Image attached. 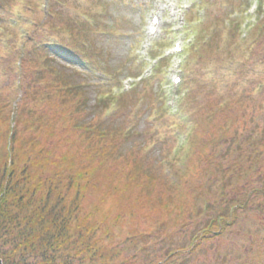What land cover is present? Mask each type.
Wrapping results in <instances>:
<instances>
[{
	"label": "rangeland",
	"instance_id": "obj_1",
	"mask_svg": "<svg viewBox=\"0 0 264 264\" xmlns=\"http://www.w3.org/2000/svg\"><path fill=\"white\" fill-rule=\"evenodd\" d=\"M60 1L65 3L62 5L55 3L52 7L53 11H56L60 18L58 22L56 20L52 21L53 26L60 28L58 33L61 36L59 37L64 36V33H66L64 30L66 31V29L74 26L75 33L79 35L78 41L86 40L90 42H88L90 45L88 56L93 58L96 63L102 64L108 71L116 70V68H121V71L128 69L131 75H135L143 68L146 71L152 70L153 62L150 60V52L156 51L157 46L155 44L158 41H153L148 38L145 32L148 28L151 13L159 5L161 7L167 3H171L172 0ZM256 2L257 0H224L212 4L207 2L204 5L207 11L206 14L203 8H200V14L198 15V7H195L197 0H179V5H190L192 6L191 10L196 12L195 14L197 15H194L193 18L197 21L193 27H202L203 16L209 17L208 21L205 20L204 22L210 29L215 27L211 24L217 25V36L222 38V40L225 39L223 41L226 44L232 45L228 46L225 54L229 57L236 55L237 58L232 59L230 62L235 60V68L241 67L239 68V74L235 76L232 69L230 70L231 67L220 70L219 64L217 63L204 62L205 64L199 65L201 61L199 59L197 60V56L191 59L192 66L196 60V65L202 69L198 73H192L189 67L185 73L187 77L194 78L193 82H190L189 79L186 80V86L191 88L190 95L195 96L190 100H186V106L190 109L189 114L193 122L191 124L189 122V129H184L185 126L182 125L180 116H169L168 114L160 116L161 113H159L158 129L155 128L150 131L152 134H155L165 132L169 129L170 135H173L172 140L175 144L178 137L174 134L177 133L178 129L180 131H191V138H193V141H191L193 145L190 146L191 149H188L186 152L180 151L177 154H171L170 159L174 158L177 161H174V169L168 170L170 175L173 174L175 176L178 174L179 176H184L185 180L188 178H193L191 181L195 180L194 168L192 164L190 165L191 155L193 153L198 154L203 152L204 148L200 145L202 136L208 132L214 122L217 125V130L215 131V138L217 137V139L214 144V151L217 153L228 151L231 154L228 153L230 157L223 163L225 167L230 164L233 155L237 157L238 155L244 154L245 151H247V154L243 155L237 163L240 171H242V168H244V171L249 170V166L255 168L260 167V169L264 167V96H261L257 91L255 87L256 83H251L255 81L258 73L264 74V66L263 63L257 61L261 57L254 50L256 46L252 45L254 47L253 49L245 43H237L235 45V43L231 42L233 39L228 38L231 35V31L222 28V21L226 17L224 15V4L227 5V9H231L230 11L236 9V12L239 14L240 12H245L247 5L255 4ZM242 4L245 5L240 7ZM0 7V88H2L1 94L3 96L12 97L17 94V82L22 77L19 74L23 73V71L34 73L43 67L40 61L42 54L35 51L37 45L46 41L48 37L53 40L55 38L51 37V33L46 32L48 29L43 25L47 9V0H0ZM85 14L95 15L98 18L97 22L102 32L88 31L85 27H80V23H82L80 20L85 18ZM246 15L245 17L248 16ZM189 19L190 17L186 15L187 22L185 28L188 25ZM213 19L216 22H213ZM164 20L165 24L160 32L162 40L158 43L163 42L162 44L167 46L171 44L169 40L173 42L174 38L180 37L187 46V42L190 40L188 38L193 39V33L184 30L177 34L174 31L177 27L174 19L173 21L168 18ZM49 22L51 21L49 20ZM39 24H41L40 27L38 26ZM114 35L117 36L114 37ZM262 38L261 40L264 41ZM63 42L67 43L69 41ZM128 48L134 49V53L130 59L131 62H129L128 58ZM32 50L35 52L33 51L34 53H32ZM158 53L161 52L158 51ZM20 61L24 64L22 70L18 67ZM213 64L217 66L215 70L213 69ZM251 64H255V73H251V70H249ZM69 71L73 74L72 70ZM153 71L147 75L151 76ZM126 72L129 73V71H125L121 76L122 78L126 77ZM160 78H162L160 86L163 88V83L165 85L167 81L169 83V76L167 73L165 76L161 73ZM75 81L79 83V80ZM213 81H217L216 84L212 83ZM137 82L132 80L131 87H134ZM235 82H239V86H237L239 88L238 92L247 89L248 92L256 93L258 97H254V101H251L242 100V95L229 96L226 92L228 90L226 85L229 88L234 87ZM257 83H260V81L258 80ZM51 87L54 86L51 85ZM60 95L55 90V95L51 98L50 105L45 107V113L50 115L51 121L54 123L59 122L60 124L62 123V119L64 120V114L61 117L59 109H61L62 113L66 111L73 113L70 116L71 119H65L66 121H63L65 123H62L63 125L61 124L58 127V133H61V139H64L66 142L63 146L54 150L55 154L52 156L51 164L47 165V167L44 166V169H42L45 171V175L50 177H55L57 173L61 175L60 172H64L66 175L70 174L68 168L65 169L63 165L59 164L60 155H74L77 152H86L92 149L82 148L84 140L82 134L71 133L72 126L79 124V120H74L73 115L75 110L73 109L75 107L73 109L71 105L64 107L59 100ZM1 99L3 100V98ZM89 99L90 107V105L94 104L93 94L89 93ZM132 101L134 102V99ZM219 103L224 107L223 109L227 108V111H220L221 109L218 107ZM4 106L5 104L0 102V109ZM12 108L14 109V107ZM207 108L211 109L213 118L215 116L223 120L229 119L228 117L231 112L233 122L229 120L225 123V121L221 120L222 122L220 123L219 119V121L209 120L207 115H205ZM8 111H10L9 108L6 110L3 109L2 113L6 114ZM86 112L83 110L80 114H76V116L78 119L82 118L81 116L85 118ZM98 112L97 110L87 120L86 118L83 119L84 123H88L92 119V124L95 123V120L100 121V113ZM85 136L87 137V135ZM143 136L145 140L151 137L149 133ZM143 138L142 136L136 135L130 142H125V145L119 142L117 136L109 139L112 140L109 141V143H112L111 149H113L114 145L116 152L122 155L124 154L126 158H120L119 155L115 157L116 152H112L114 154L108 156V162H106V166L103 168V173H100L97 180L93 182L94 185L89 190L87 198L83 201L78 214L74 215L70 235H75L77 240V233L82 229L86 231L88 224H84L83 219L85 215L89 214L90 220L88 223L94 230V235H92L91 239L92 242L96 243V247L91 250V253L90 251L85 252L82 254L83 256H78L77 260L86 257L85 264H218L217 262L221 264L220 260L222 259V264H236L240 258L249 256L247 249L249 245V234L257 233L261 229L258 211L250 210H241L238 212L239 215L236 225L231 227L221 239L205 244L203 248L201 246L195 249L192 256L181 252L183 248L186 250L192 248L190 240H192V230L197 222L194 210L198 208V203L191 204L190 201L189 204L191 206L189 208L180 210L183 206L180 202L188 200V198L185 199L182 197V194L187 195L186 192L184 193L185 188L181 190L177 198L173 195L174 193L178 194V191L175 189L171 191L173 194L165 192L164 199L160 196L162 180L165 181V179L160 176V171L157 170L158 165L156 166V159L152 157L147 161H139L137 146L133 147L136 143H143ZM47 145L50 146V144ZM150 149L152 151L156 150V148L151 147L146 151ZM49 150L53 151V149ZM204 151L207 153L208 149ZM1 155L2 153L0 152ZM156 158L158 157L156 156ZM120 167L125 169L127 173L126 177L119 179V182L115 180L110 181L109 175L111 171H116ZM142 170L143 174L137 182L139 184L137 187L130 181V172L137 171L138 174H141ZM151 175L158 178L152 184L148 182ZM53 181L58 186L62 184V181L66 182L60 179H54ZM143 183H148L151 191L150 196L145 192L141 194V184ZM258 185L262 186L260 182ZM62 192L65 196H71V193L66 190V187ZM118 195H123L124 198H118ZM142 197L143 199H141ZM166 197H170L171 200L169 201L172 202V209H169V212H173V216L170 220H167L168 216H166L165 210H162L163 208H161V203L159 202L160 198L167 202ZM141 200L144 205L142 203L140 204ZM36 201L38 200L36 199ZM259 201H264L263 196L259 197ZM178 204L179 207L177 206ZM141 206L144 207L141 208ZM175 206L176 209H173ZM36 207H38V203L30 205L25 211H20L18 213L19 220L21 221L26 218ZM18 210V208H14V213L18 212ZM120 214L124 215L123 221H117V217ZM106 216L109 218L106 219ZM186 224H188L187 227L184 226ZM108 229L111 231L106 236L105 233ZM5 240L10 241L9 238ZM4 241H0V250L2 249ZM79 243L80 241L77 242L78 245ZM9 247L11 248V246ZM90 248H87V245L82 243L73 252L79 254L81 250ZM98 249H101L103 255L102 258L96 260L95 257L93 259L92 253H97L96 250ZM257 250L258 248L255 247L251 251L252 258ZM169 251H176V253L170 257L168 256ZM31 260L34 262L38 261L34 257ZM81 263L77 262L76 264Z\"/></svg>",
	"mask_w": 264,
	"mask_h": 264
},
{
	"label": "trees",
	"instance_id": "obj_2",
	"mask_svg": "<svg viewBox=\"0 0 264 264\" xmlns=\"http://www.w3.org/2000/svg\"><path fill=\"white\" fill-rule=\"evenodd\" d=\"M85 15L92 18L93 21L80 20L82 22L80 27L83 26L88 31L100 32L98 18L95 15ZM48 17H53L57 22L60 19L56 11L49 12ZM48 23L53 25L52 22L48 21ZM65 32L62 41L68 40L69 46L52 45L50 42L43 44L40 49L42 54L40 61L43 67L34 73L26 71L21 73L24 81L22 85L18 86V95L5 97L0 92V102L5 104L0 109V152L2 153L0 156V241L3 242L6 238L10 240H5L0 250V260L3 264H76L77 262L85 264L86 257L77 259L85 252L90 251L91 253V250L96 247V243L91 239L94 230L88 223L90 215H85L83 223L88 224V227L86 231L80 227L82 230L77 233L78 239L76 240L75 235H70L74 215L78 214L89 190L94 185L93 182L97 180L100 173H103L108 156L114 154L112 152H116L114 145L111 149L112 143L109 141L112 140L109 139L117 136L119 142L125 145L124 143L130 142L134 136L144 135L140 129L142 123L134 128H128L126 123L133 113L132 100H137V103L141 101L136 89L118 96L116 99L117 113L107 114L115 98L112 96L105 98L104 96L107 94L104 93L105 88L110 87L112 81L120 78L124 71H121V68L108 71L102 64L96 63L93 58L89 57L90 42L78 41L79 35L75 33L74 26L66 29ZM194 46L197 47V44L194 43ZM261 52L264 51L261 50ZM262 61L264 63V57ZM69 70H72L73 74ZM101 77H110L111 80L107 78V83H103ZM75 80H79V83H76ZM226 87L228 95L233 96V90ZM55 90L61 94L59 100L64 107L69 105L72 109L75 107L73 116L74 120H79V124L72 126L71 133L82 134L84 136L82 148L92 149L86 152H77L74 155H60L59 164L63 165L65 169L68 168L70 174L66 175V173L60 172L61 175L57 173L55 177H50L45 175V171L42 169L51 164L52 156L55 154L54 150L66 142L61 139L58 127L65 123L63 122L65 119H71L70 116L73 113H68V111L62 113L59 109L61 117L64 114V120L62 119L61 124L51 121L50 115L45 113V107L50 105ZM89 93L93 94L94 102L90 107ZM141 93L146 97L143 99L145 104L139 116L145 113L144 118H147L158 93L153 89L146 91L145 88L141 89ZM218 105L220 111H227V108L223 109L224 107L220 103ZM7 107L10 111L3 114V109L6 110ZM71 110L69 111L71 112ZM83 110L87 111L86 120L98 110L100 121L95 120V123L92 124V119L88 123H84L83 116L80 119L76 116ZM205 111L209 120L222 122L223 119L212 117L211 109L207 108ZM104 115L108 118L105 119ZM228 118L223 121L227 123L232 120L233 122L231 112ZM211 126L208 132L202 136L200 143L204 150L208 149L207 153L203 150V152L191 155L190 165H193L196 176L192 181L193 178L185 180L184 176L178 174L174 176L168 173V170L174 169V161H177L170 159L172 149H165L164 144H167L168 141L164 143L157 141L160 147L149 154H143L148 142L136 143L133 147L137 146L139 161H147L152 157L156 159L157 170L160 171V176L165 179V181L162 180L159 193L162 198L165 197V192L173 194L171 192L174 191L173 189L178 191V194H173L177 198L181 190L185 188L184 193L186 192L187 195L182 194V197L188 198V200L180 202L183 204L180 210L189 208L190 201L191 204L198 203V208L195 207L194 213L197 222H199H196L192 230L193 235L190 240L192 248L187 250L183 248L181 252L192 256L195 249L201 246L203 248V245L221 239L231 227L236 225L238 212L241 210L258 211L261 229L257 233L249 234L247 247L249 256L240 258L236 264H264V201H259L260 196H263L264 199V167L260 169V167L249 166V170L244 171L242 168L240 171L237 163L243 155L247 154V151L237 157L233 155L230 164L225 167L223 163L230 157V153L214 151L217 125L214 122ZM49 149H53V151ZM180 151L186 152L188 149L184 148ZM118 155L120 158H126L124 154L116 152L115 157ZM142 174L143 170L141 174H138L137 171L130 172V181L133 185L139 186L137 182ZM126 175L125 169L120 167L116 171H111L109 179L119 182V179L125 178ZM54 179L66 182L62 181V184L58 186L54 183ZM156 179L158 180L157 177L151 175L148 182L152 184ZM259 182L262 186L258 185ZM65 187L71 196L63 194L62 191ZM141 189V194L145 192L148 196L151 195L148 183L141 184ZM122 196L118 195L117 197L124 198ZM162 198L159 201L161 208L163 211L165 210L164 212L168 216L167 220H170L173 216V212H169V209H172V202L169 201L171 198L166 197L167 202ZM35 202L38 203V207L20 221L18 213L25 211L32 204H37ZM141 203L144 205L142 200ZM177 206L179 207V204ZM143 207L141 206V208ZM14 208H18V212L14 213ZM173 209H176V206ZM123 216L118 215L117 221H123ZM108 218L106 216V219ZM187 225L184 226L187 227ZM110 231V229L106 231V236ZM78 241H80L79 245ZM82 243L86 244L87 248H91L81 250L79 254L73 252ZM76 245L78 246L72 251ZM255 247L258 250L252 258L251 251ZM96 252L92 253L93 259L94 257L96 260L102 258L101 249ZM175 253L176 251H169L168 256L171 257ZM32 257L38 261L35 263L31 260ZM220 261L222 264L223 260Z\"/></svg>",
	"mask_w": 264,
	"mask_h": 264
},
{
	"label": "water",
	"instance_id": "obj_3",
	"mask_svg": "<svg viewBox=\"0 0 264 264\" xmlns=\"http://www.w3.org/2000/svg\"><path fill=\"white\" fill-rule=\"evenodd\" d=\"M0 264H3V262L0 260Z\"/></svg>",
	"mask_w": 264,
	"mask_h": 264
}]
</instances>
